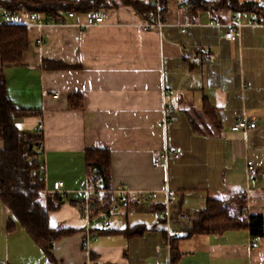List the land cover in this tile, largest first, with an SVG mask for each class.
<instances>
[{
	"label": "crops",
	"instance_id": "1",
	"mask_svg": "<svg viewBox=\"0 0 264 264\" xmlns=\"http://www.w3.org/2000/svg\"><path fill=\"white\" fill-rule=\"evenodd\" d=\"M107 1L103 24L86 27L83 13L69 17V11L42 28L27 21L23 63L3 70L8 94L28 112L16 119L23 134L36 135L45 122L47 186L65 183L67 197L49 222L74 233L55 242L56 263L172 264L161 216L166 189L179 208L197 214L209 198L244 193L246 212L264 216V18L229 8L212 13L219 0H203L209 9L195 13L182 0H166L163 27L148 29L152 16L143 17L128 1L159 0ZM239 1L264 10V0ZM234 22L240 36L231 41L225 34ZM49 61L69 67L47 68ZM76 93L83 98L79 109L70 106ZM250 116L257 118L254 129L232 130ZM87 149L108 150L110 188L127 184L131 191L132 205L111 214L108 227L102 214L88 221L79 209L89 182ZM165 149L179 158L156 166ZM249 164L258 169L254 177ZM140 196L149 203L136 204ZM9 219L0 196V264H51L25 229L7 230ZM132 227L141 230L127 231ZM173 229L171 237L183 236L175 264H264V237L255 242L247 229L190 237ZM88 233L96 239L86 251Z\"/></svg>",
	"mask_w": 264,
	"mask_h": 264
},
{
	"label": "trees",
	"instance_id": "2",
	"mask_svg": "<svg viewBox=\"0 0 264 264\" xmlns=\"http://www.w3.org/2000/svg\"><path fill=\"white\" fill-rule=\"evenodd\" d=\"M193 13L209 9L203 0H182ZM145 18L152 16L156 4L140 1H128ZM161 11L166 10V0H159ZM8 10L27 7L31 12L47 14L54 19L61 18L62 12L71 11L84 13L98 10L109 5L107 0H82L67 3L56 0H9L3 2ZM229 8L233 13L244 11L255 12L259 18H264V10L257 3H241L239 0H219L211 7L216 10ZM151 18H149L150 20ZM261 20V19H259ZM29 48V36L26 25L3 22L0 24V140L4 148L0 150V196L13 215L9 219L7 230L13 232L17 225L25 229L35 242L45 251L49 262L57 264L52 254L55 242L71 236L74 230L54 229L50 226V212L57 210L65 199L58 193H43L44 183L39 181L38 171L41 167L34 157L36 149L43 136L23 134L16 125V119L27 114L17 107L8 94L7 81L3 70L9 66L21 65L23 56ZM47 68H68L58 61H49ZM82 94L76 93L70 98L71 108L82 107ZM86 171L89 181L101 180L107 189L104 199L95 205L92 217L106 213L112 201L110 188L111 154L108 150L87 149L85 152ZM244 193L231 192L221 198H209L206 206L198 213L192 229L185 237L195 234H223L229 230L247 229L255 240L264 237V216L249 215L245 209ZM140 227H132L127 231L140 232ZM183 236L171 237V263L180 258L178 242Z\"/></svg>",
	"mask_w": 264,
	"mask_h": 264
},
{
	"label": "built area",
	"instance_id": "3",
	"mask_svg": "<svg viewBox=\"0 0 264 264\" xmlns=\"http://www.w3.org/2000/svg\"><path fill=\"white\" fill-rule=\"evenodd\" d=\"M5 0H0V14L4 19V22H12L17 24L25 25L27 21L33 25L42 28L48 21H53L56 23L62 22L60 19L56 20L47 14H40L37 12H31L27 7H22L21 9L8 10L4 7L3 2ZM156 4V10L153 12L151 20L147 22L146 28L148 29H161L164 24L163 11L159 3ZM86 18V27H91L94 25L103 24L106 22V13L103 9L89 10L83 13ZM69 17L75 16V12H68ZM241 25L238 22H234L230 25L229 30L226 32L225 37L231 41H236L240 36ZM256 116L242 117L239 118L236 124L232 127L233 131H245L248 129H254L256 124ZM161 124V123H160ZM45 131V122L41 120L36 128V135L43 136ZM37 153L34 157L35 161L41 163V167L38 171L39 181L44 183L45 191L50 193H58L64 199L67 197V192L64 189V181H55L51 188L47 186V172L46 168L42 163L44 158V144L43 141L40 142L36 149ZM179 154L175 151L165 149L163 150L155 159L156 166H167L170 159H178ZM247 171L251 177L258 174V169L254 164H249L247 166ZM107 189L104 188L103 182L101 180L89 181L86 188L84 189L85 199L80 203L79 209L86 220H90L92 217V212L95 209L96 203L104 199ZM130 188L127 184H123L117 190L112 191V201L110 203L109 209L106 213L102 214V221L104 227H108V221L110 215L118 212L121 208H128L132 205L133 199L130 196ZM167 195L166 205L161 211V216L164 224L167 227V239L164 246L168 249L171 248L170 241L174 227L183 228L184 232H188L192 229L194 220L197 217V213H191L186 209H181L177 205V197L175 194L171 193L168 189L165 190ZM149 197L140 196L134 199V202L138 205H144L149 203ZM96 237H92L90 233L87 234L85 240L83 241V249L89 251L91 249V242L95 240ZM160 250V247H158ZM86 264H94L92 262Z\"/></svg>",
	"mask_w": 264,
	"mask_h": 264
},
{
	"label": "rangeland",
	"instance_id": "4",
	"mask_svg": "<svg viewBox=\"0 0 264 264\" xmlns=\"http://www.w3.org/2000/svg\"><path fill=\"white\" fill-rule=\"evenodd\" d=\"M43 193H47V192L44 190Z\"/></svg>",
	"mask_w": 264,
	"mask_h": 264
}]
</instances>
